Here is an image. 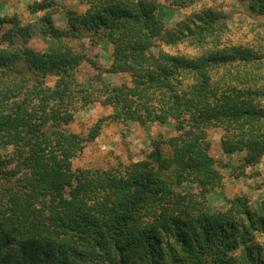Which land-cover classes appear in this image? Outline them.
<instances>
[{"label":"trees","instance_id":"1","mask_svg":"<svg viewBox=\"0 0 264 264\" xmlns=\"http://www.w3.org/2000/svg\"><path fill=\"white\" fill-rule=\"evenodd\" d=\"M79 1L87 10L68 11L66 29L55 25L56 1L28 6L31 15L44 13L43 53L15 43L27 44L31 26L0 17V31L11 27L0 49V147L7 151L0 154V264H234L238 250L245 264H264L257 241L264 201L259 212L245 196L229 199L224 212L207 210L224 181L212 133L219 131L224 154L245 155L242 172L264 160V51L224 43L225 17L208 7L171 33L155 0ZM247 2L264 16V0ZM84 35L112 46L109 72L128 75L129 86L108 83L102 72L78 79L88 59L73 41ZM49 77H57L53 87ZM97 104L112 112L87 137L66 129ZM105 122L175 133L154 139L145 160L122 169H75ZM184 185L194 189L182 192Z\"/></svg>","mask_w":264,"mask_h":264},{"label":"rangeland","instance_id":"2","mask_svg":"<svg viewBox=\"0 0 264 264\" xmlns=\"http://www.w3.org/2000/svg\"><path fill=\"white\" fill-rule=\"evenodd\" d=\"M43 0H0V17L17 16L23 26H31L33 34L27 42L20 37L15 38L17 46L24 45L43 53L47 50L46 43L39 34V19L44 13L31 15L27 8L35 2ZM58 6V12L54 16L55 25L60 29H66L67 22L65 14L68 11H75L83 14L87 7L79 0H54ZM161 9L159 10L165 30L171 33L185 29V23L189 16L200 11L203 7L219 11L225 17L228 31L222 40L224 43L234 45H246L260 48L264 51V16L252 13L248 8L247 0H191L185 7L173 4L174 0H155ZM205 4V6H202ZM190 23V22H188ZM11 29L10 26L3 27L0 31V49L7 47L5 34ZM157 44L159 48L170 54L176 53L174 49ZM75 49L86 56L88 61H84L76 70L80 81L87 80L102 72L104 79L113 85L127 87L131 78L126 74L110 73L113 63V48L108 43H93L89 36L84 35L82 39L73 41ZM179 49V48H178ZM188 56H191L194 49L180 47ZM181 50V51H182ZM158 50L156 49V52ZM94 63L95 65L91 64ZM57 77H49L46 85L53 87ZM111 109L100 105H93L76 114L74 122L66 127L69 132L87 137L94 126L103 118L111 114ZM174 130L168 126L151 124L140 126L137 123H109L105 122L101 134L96 140L87 143L83 153L75 159L73 166L75 169H100L104 171H115L122 169L132 163L145 160L147 154L152 149V142L159 137L168 138L174 134ZM212 135L211 155L217 160V165L224 176L223 185L211 193L207 198V210L213 214L224 212L228 208L227 201L237 197L245 196L250 200L251 208L259 212L264 201V160L261 164L247 168L242 172L241 166L244 164L245 155L236 153L226 155L220 146L219 131ZM7 151L0 147V154ZM193 186L184 185L182 192H189ZM257 241L264 244V236L257 237ZM263 258H264V245ZM241 251L234 253V264H245L241 259Z\"/></svg>","mask_w":264,"mask_h":264}]
</instances>
